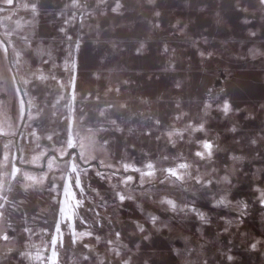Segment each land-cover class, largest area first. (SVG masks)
<instances>
[{"label":"rangeland","instance_id":"rangeland-1","mask_svg":"<svg viewBox=\"0 0 264 264\" xmlns=\"http://www.w3.org/2000/svg\"><path fill=\"white\" fill-rule=\"evenodd\" d=\"M27 2L0 3L4 9L0 10V41L8 47L7 55L0 50V132H8L0 135V160L19 151L31 161L42 151L47 159L16 163L31 176L47 174V178L39 185L22 177L21 184L10 188L7 194L14 203L0 228L11 236L7 247L27 250L41 259L29 261L7 254V258L0 255V264H42L43 257L51 256L49 241L57 236L56 222L67 223L61 207L72 220L71 228H61L57 264H108L109 260L119 264L106 243L115 239L116 232L121 234L117 243L122 253L133 256L130 264H264V207L256 190L264 189V142L250 144V137L264 131V57L253 58L249 51H264V11L253 6L254 0H241L249 8L247 13L237 8L236 0H156L154 4L105 0L108 6L99 9L95 0H82L92 7L76 10L75 20L65 24L64 19H72L70 10L64 9L70 0H34L38 5L34 18L22 7ZM117 2L121 10L113 13ZM156 11L161 12L159 17ZM177 20L184 33L171 27ZM61 27L67 35L60 32ZM141 44L143 49L138 50ZM37 48L44 51L43 56L36 55ZM219 67L230 76L222 86L213 87L212 76ZM37 68L49 79L24 84L23 80L34 79ZM117 88L122 90L119 95L114 91ZM97 97L99 107H105V100L128 103L117 122L119 130L108 121L90 118L98 113ZM225 101L232 109L227 115L222 110ZM205 103L211 105L207 112ZM181 112L186 117L178 121ZM157 119L163 128L155 123ZM199 123L204 124L203 131H184L188 124ZM170 129L181 134L172 137L175 144L168 141ZM33 130L40 137L39 149L31 142ZM69 139L72 148L67 147ZM204 140L214 144L215 152L211 159L201 161L195 152L202 151ZM234 155L243 159L233 161ZM49 159L55 161L51 170ZM149 162L158 169L178 163L190 167L179 170L188 173L183 180H165L167 173L157 170L143 185L139 172H124L122 167L128 164L146 170ZM72 164L79 166L75 174L64 170ZM213 169L216 177L231 172V185H210L205 190L190 179L191 173H213ZM97 172L105 177L115 172L116 176L108 181ZM74 175L79 176L80 187L71 191L82 203L73 213L64 182ZM127 175L133 181L125 187L119 178ZM24 183L33 187L25 190ZM52 185L55 191H49ZM223 188L228 189L231 206L215 207L219 196L214 198L213 193ZM117 190L133 199L120 202ZM164 198L173 200L176 210L160 204ZM240 201L248 205L242 217L233 207ZM185 204L203 212L208 222L195 212L181 211ZM151 215L158 217L156 225ZM137 224L144 226L145 233L137 230ZM25 227L32 232H25ZM73 230L92 235L73 244ZM145 234L148 240L142 239ZM254 242H258L256 249L250 247ZM86 243L91 252L83 247ZM7 247L0 242V253H6ZM84 255H89L88 261L80 259ZM228 256L233 259L229 261Z\"/></svg>","mask_w":264,"mask_h":264},{"label":"snow or ice","instance_id":"snow-or-ice-1","mask_svg":"<svg viewBox=\"0 0 264 264\" xmlns=\"http://www.w3.org/2000/svg\"><path fill=\"white\" fill-rule=\"evenodd\" d=\"M148 2L150 4H154L156 2V0H148ZM0 3H3L5 5L11 6L14 3V0H0ZM95 5H96V9L103 7H107L108 4L105 2V0H95ZM236 6L237 8L242 11L247 13L249 11V8L243 7L241 5V0H236ZM254 7L258 8L259 10L264 11V0H254ZM22 7L25 10H30L32 13L33 18L36 15L37 12V8L38 5L37 3L34 2V0H29V2L24 3L22 5ZM82 7H92V4H83L82 0H70V2H66L64 4V9H69V15L71 16L72 19H64V23L65 24H70L73 22V20H75L76 15H77V11L81 9ZM122 5L117 2L115 7L111 8V12L113 13H118L121 10ZM0 10H4L3 8H0ZM65 15L64 10L61 9L60 10V16L61 18H63ZM81 15L85 16V18L88 17V13L86 12H82ZM155 15L157 17H159L161 15L160 11H156ZM181 22L179 20L176 21V24L171 25V27L173 29H175L176 31L180 32V33H184V28H178L177 25H179ZM244 23H249V20L246 18L244 20ZM154 27H159L158 24H155ZM185 27H187V25H185ZM60 32L61 33H65V29L63 27L60 28ZM252 36H255L256 33L252 32L251 33ZM7 38H5L6 40ZM67 39L69 41H72L73 38L71 36H67ZM78 43H77V47H78ZM143 49V44L140 45V49L138 50H142ZM0 50H2L4 52L5 55L8 54V47H4V41H0ZM36 55L39 56H43L44 55V51L42 49L37 48L36 50ZM252 57L255 58L256 56H262L264 57V51H259L257 52L254 49H250L249 50ZM164 52L167 54L169 52V49L166 47L164 49ZM17 57H19V52L16 53ZM199 55L201 57L205 56V52L201 51L199 53ZM208 56H211L212 53L209 52L207 53ZM19 62V61H18ZM43 64H47L48 61L47 60H43L42 61ZM34 79L33 80H28L25 79L23 80L24 84H30V83H36V82H40L43 83L44 81H47L49 79V77L47 75L44 74V72L37 68L35 71H33L32 73ZM38 86V85H37ZM176 87L179 88L180 87V82L178 81L176 83ZM17 91H19L17 89ZM112 91V90H110ZM114 91L117 93V95H119L121 93V89L117 88L114 89ZM97 107H98V113L96 116L92 117L90 116V118H94V119H98L101 122L104 121H108L112 126H115L117 130H119V126H118V120L120 119L121 116L125 115V113L128 110V103L127 102H123V103H115V102H110V101H103L102 103L105 105V107H99V104L101 103L100 98L97 97ZM141 103H148L147 100H143L141 101ZM211 107V105H208L207 103L204 104V111L207 112L208 109ZM262 108H264V105L261 106ZM177 108H179V104L177 105ZM222 110L224 112L225 115H227L229 112H231V106L229 105V103L227 101H225L223 103L222 106ZM119 112L118 115H116L115 119H111L109 120V117L113 116L116 112ZM186 117V114L181 112L180 115L176 116V120H181L184 119ZM155 123L157 125H160L161 128L164 127V125L162 124V122L157 119L155 121ZM191 131V132H198V131H203L204 130V124L203 123H199L198 126H194L192 124H188L184 131ZM233 132L236 131V128L232 129ZM0 135L2 136H7L8 132L4 131V132H0ZM161 135H165V133H161ZM166 135L168 137V141L175 144V141L172 139L173 136H180V132L176 131L174 129H170L166 132ZM30 137H32V143L36 144V148L39 149L40 144H39V140L40 137L37 135L36 131L33 130L30 132ZM161 137H157V139H160ZM182 138V137H181ZM47 139H52L51 137H47ZM259 142H264V131H261V133L259 134V136H253L250 137V144L252 145H256ZM104 143H107V140H104ZM4 149H8V144H5ZM67 147L68 148H72L73 147V142L72 139H69L67 141ZM81 147L83 148L84 146L81 145ZM200 147L202 149V151H196L195 152V156L198 157L201 161L206 160V159H211L214 155L215 152V147L214 144L212 142H210V140H204L202 142H200ZM61 155L64 154V150L61 149L60 150ZM82 157L87 159V156L84 155V153H81ZM41 158L47 159V155L44 152H40L39 155L34 156L33 159L31 161H28L26 159V157L22 154H20V152L18 151V153L16 155H4L2 160H0V224L3 223L4 218L6 216H8V211L10 206L13 205L14 203V198L10 199V197L8 196V191L10 190L11 187H14L16 185L21 184V178L23 177L24 180H30L33 181V184H39V185H43L45 179L47 178V174L41 175L39 178L34 177L29 175L27 172H25L23 169H21L20 167L17 166L16 161H19L20 163H37L38 160H40ZM165 160H168V157H164ZM177 159H180L179 157ZM231 159L233 161H239L242 160L243 157L242 156H232ZM54 159H49L48 160V168L49 170L52 169L53 164H54ZM108 167H111L110 165ZM124 172H128L129 170L134 171V172H139L140 173V183L141 185L150 182L148 180V178L154 176L156 174V171L159 170L161 175H163L164 173H167V175L165 176V180H168L169 178L174 177L176 181H180L184 179L185 175H188V173L185 171L184 173H180L179 170H186L190 167V165L186 164V163H178L175 166H170L168 168H163V169H158V167L156 165H154L152 162H149L147 164H145L144 169L146 170H142L140 168H131L130 165L125 164L122 166ZM65 171L70 170L73 174L77 173L79 171V166L77 164H72L69 168V166L66 165ZM43 171V170H41ZM264 171V170H261ZM215 173V169H213V173H199V172H194L190 174V179L194 181V183L196 185H199V187L201 189H205V190H209V186H216V185H231V181H230V175L231 172L226 171V174L223 175L222 177H216L214 176ZM98 176H101V179H107L108 181H111L113 179V177L116 176V173L114 172L112 176H108L105 177L104 175H102L101 173L97 172ZM133 181V176L132 175H127V176H122L119 178V183L125 185V187H127L128 185H130V183ZM175 181H173L174 183ZM160 183H164V181H160ZM33 184H28V183H24L22 184V187L27 190L29 188L33 187ZM72 187H76L79 188L80 187V178L79 176H75L72 180H68L66 179L64 182V188H65V197L69 202L68 207L74 210L75 208L79 207L81 205V201L76 199L74 193H72L71 188ZM115 187V185H114ZM55 185H52L49 188V191H55ZM260 195L258 197V202L261 205V207H264V189H260L257 188L256 189ZM228 189L227 188H223L221 189V191L219 192H215L213 193V197L215 198L216 196H219V199H215V207H219V206H231V201L228 200L227 198V193ZM223 193V194H222ZM167 194H165L166 196ZM115 196L118 198V200L120 202H124L126 199L127 200H131L133 199V197L128 194L126 191L123 190H117L115 191ZM160 204L164 205L167 204L169 205L173 210H176L177 205L173 202V200L171 199H160L159 201ZM18 207V205H17ZM234 210L237 212L238 216H243L245 214V210L247 209L248 205L242 201L237 202L234 206ZM187 210L189 212H195L197 217L204 223H207L208 221L205 218V214L203 212L198 211L195 207L189 206L188 204H185L184 208L181 209V211ZM60 212L63 216L64 221H66L67 223L64 224L63 222H56V233L57 236L51 237L50 241H49V247L52 250V255L51 256H45L42 258V264H57V248L58 246L62 243V241H60L58 239L60 233H61V228L62 226H67L69 228H71V220H72V215H68L67 214V209L64 207L60 208ZM150 220L151 223L153 225L157 224L158 221V217L156 215H151L150 216ZM81 224L85 223L84 220L80 221ZM137 230L140 233H145V228L142 224H137L136 225ZM25 232H32V229H29L27 227H25L24 229ZM92 233L91 232H80V233H76L75 230H73V239H72V243L76 244L78 243V241L80 239H82L85 236H91ZM121 234L120 232H116L115 233V239L109 238L106 243L108 246V252L112 257L117 258L119 264H130V261L133 260V256L130 254H123L122 250L120 248V246L118 245V241L120 240ZM143 240H148L149 236L148 235H143L142 237ZM96 240L99 242L101 240V238L99 236L96 237ZM0 242H3L4 245L7 247V245L11 242V236L7 231H4L2 228H0ZM257 243L258 242H254L251 243L250 247L252 249H256L257 248ZM84 248H89V245L86 243L83 245ZM89 251L91 252V249L89 248ZM7 254H13L18 256L21 259H26V260H33V259H37L40 260L41 257L40 256H36L33 257L32 254L30 252H28L27 250L24 249H15L14 247H7V252L6 253H0V255L4 256L5 258H7ZM83 261H88L89 260V255H84L82 258ZM227 259L229 261H231L233 258L232 256H228ZM101 264H104L103 261H101ZM108 264H111V260L108 261ZM144 264H147V261L144 262Z\"/></svg>","mask_w":264,"mask_h":264},{"label":"flooded vegetation","instance_id":"flooded-vegetation-1","mask_svg":"<svg viewBox=\"0 0 264 264\" xmlns=\"http://www.w3.org/2000/svg\"><path fill=\"white\" fill-rule=\"evenodd\" d=\"M224 68L219 67L216 68L215 71L217 70L216 74L212 76V82H213V87H219L222 86L224 81L228 79L230 76L229 74L226 75L225 71L223 70ZM223 74V76H221ZM208 92V90H207Z\"/></svg>","mask_w":264,"mask_h":264},{"label":"water","instance_id":"water-1","mask_svg":"<svg viewBox=\"0 0 264 264\" xmlns=\"http://www.w3.org/2000/svg\"><path fill=\"white\" fill-rule=\"evenodd\" d=\"M221 76H223V74H221Z\"/></svg>","mask_w":264,"mask_h":264}]
</instances>
